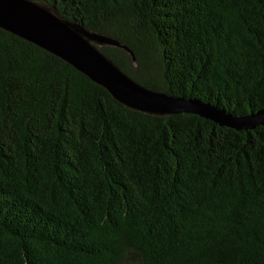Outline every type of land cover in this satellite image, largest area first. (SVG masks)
<instances>
[{
    "label": "trees",
    "instance_id": "obj_1",
    "mask_svg": "<svg viewBox=\"0 0 264 264\" xmlns=\"http://www.w3.org/2000/svg\"><path fill=\"white\" fill-rule=\"evenodd\" d=\"M144 86L264 108V0H35ZM0 264H264V124L155 114L0 26Z\"/></svg>",
    "mask_w": 264,
    "mask_h": 264
},
{
    "label": "water",
    "instance_id": "obj_2",
    "mask_svg": "<svg viewBox=\"0 0 264 264\" xmlns=\"http://www.w3.org/2000/svg\"><path fill=\"white\" fill-rule=\"evenodd\" d=\"M0 26L62 57L132 108L155 114L196 113L237 129L264 124V108L234 117L197 98L174 96L144 86L95 44L112 43L111 38L89 33L41 2L0 0Z\"/></svg>",
    "mask_w": 264,
    "mask_h": 264
},
{
    "label": "rangeland",
    "instance_id": "obj_3",
    "mask_svg": "<svg viewBox=\"0 0 264 264\" xmlns=\"http://www.w3.org/2000/svg\"><path fill=\"white\" fill-rule=\"evenodd\" d=\"M97 43V42H96ZM97 44H99V43H97Z\"/></svg>",
    "mask_w": 264,
    "mask_h": 264
}]
</instances>
